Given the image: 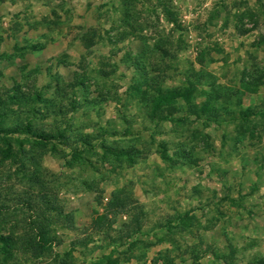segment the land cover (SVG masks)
<instances>
[{
  "label": "rangeland",
  "instance_id": "1",
  "mask_svg": "<svg viewBox=\"0 0 264 264\" xmlns=\"http://www.w3.org/2000/svg\"><path fill=\"white\" fill-rule=\"evenodd\" d=\"M244 71L264 73V0H0L1 129L28 120L30 97L15 95L39 92L34 129L67 141L55 139V151L24 144L15 161L0 160V235L21 234L30 202L35 214L46 210L61 242L58 257L14 250L6 264H60L71 248L66 264H98L101 256L118 264H264V84L245 93ZM143 74L151 96L187 89L199 104L213 81L228 104L239 98L256 115L246 127L224 115L220 125L190 118L177 130L151 122L132 92ZM195 129L210 149L191 138ZM8 138L16 152L24 137ZM162 141L192 148L194 164L162 163ZM102 146L139 155L128 165L104 157ZM74 148L89 151L72 161ZM118 191L133 201L113 214L106 206ZM48 201L71 223L55 218ZM103 215L111 229H97ZM184 215L192 219L181 227Z\"/></svg>",
  "mask_w": 264,
  "mask_h": 264
},
{
  "label": "trees",
  "instance_id": "2",
  "mask_svg": "<svg viewBox=\"0 0 264 264\" xmlns=\"http://www.w3.org/2000/svg\"><path fill=\"white\" fill-rule=\"evenodd\" d=\"M257 73V71L253 73L247 71L242 72L240 84L245 93L255 94L257 93L260 85L264 84L262 81V79L264 78V73H259L258 75ZM145 77V74L141 75V85L139 84V86L136 83L133 87L132 92L142 95L140 107L142 108V110L147 111L146 115L151 122H154L156 120L158 123H168L177 130L178 128L184 127L186 124L192 123L189 122L190 118H192L193 121L196 122L203 120V123H205L206 125H220L222 122V116L224 115L227 117L228 121L230 120V122L235 123L239 122L242 127H246L250 117H254L256 115V113H254L252 110L241 109V100L239 98H235L233 99V102H230V104H233L234 108L237 109L235 110V112H231L228 111L227 108H223L222 106L230 105L226 102V100H228V96L226 95L223 87L216 85L213 81H208V84L206 85L207 90H201L199 92V95L200 97H202L203 101L197 104L192 99L191 93L187 89H171L163 92L161 90H157L155 91L156 95H149L148 84H146L148 80H146ZM82 85L83 84H80L81 87ZM143 87H145V89ZM82 90L86 91V88H82ZM14 92L19 93L16 89L14 90ZM15 96L20 97L21 99L30 97L29 102L31 103V109H29L27 112L28 120L24 121L19 128L17 127L11 132H7L1 129L2 113L0 112V143L5 146V148H2L3 150L0 149L1 163L9 160L15 161L17 157H20L18 156L19 154L23 155L25 153V150L23 148L24 144L29 145L31 150H35V148H37V150L39 151L46 150L47 146L51 145L50 150L55 151V146L51 144L55 139H59L62 140L63 143H67L62 132H59L57 136H55L52 134H46L43 132V130H37L36 128L34 129L33 121L35 119V116L38 114V110L36 107L42 100L41 94L39 92H35L33 96H26L24 94H22V96ZM15 99L17 98L12 96L9 97V101L12 103L16 101ZM52 108L55 109L54 106ZM180 111H185L186 116H183L182 118L176 117L175 115L180 113ZM59 113H62L61 109ZM234 113H237V118H235ZM12 134H18L19 137H24L22 140H19L17 142L18 149L16 152L13 150V146L9 142L10 139L8 138ZM189 134L192 139L199 141V143L203 145L204 148L210 149V146L208 144L209 136L207 134L196 129L192 132H189ZM90 138L91 136H89V139ZM149 140L151 144L154 143L152 135H150ZM84 142L85 145L87 144V146L89 147L88 149H91L88 144L89 142H87L86 140H84ZM102 149L104 157L105 155L109 154L112 155L113 158L118 162L124 161L128 165H133L137 155H139V152L133 149L111 150L109 148H106V146H102ZM191 149H187L184 144H178L173 148H170L166 142L162 141L156 145V154L158 155L162 163H166L170 167L183 166L187 161L189 165H193L194 160H192ZM88 151L89 150L87 149L77 150L76 148H74L71 151V160L74 161L75 159L81 158L83 153H87ZM132 201L133 200L130 195L124 193L123 191H118L112 194V200L109 204H107L106 208L110 211V213L113 214L126 213V211L130 208L128 206L132 204ZM222 201L229 202L231 205H237V202L235 200L227 196L224 197ZM25 205L32 215L30 214V216L23 222L25 224H22V226L20 227L19 230L21 234L18 235V233L16 234V232H11L7 236L0 235V254L2 256V259L0 261L1 264H6L8 259L11 257L12 251L14 250L29 254L35 258L45 259L50 258L51 256L58 257V255L53 254V251L54 248L58 247L61 242L56 232L51 228L52 226L49 220L46 218L45 213H42L46 210H40L41 213L35 214V211L32 210L30 202H27ZM46 206L50 208V211H53L51 213L55 215V218L64 217L65 220L70 221L71 223L72 219H70V214H63L58 209V206L54 205V203L48 201L46 203ZM3 207L4 206L1 205L0 217L4 215L3 213H5V211H3L4 209H2ZM191 219L192 218L190 216L184 215L183 217H179L177 220L179 222V225L183 227L188 222L190 223ZM97 220V229H101L103 227L111 229V226L108 224L109 222L107 220V216L103 215V217L98 218ZM131 221L135 226L136 217L132 215ZM133 246L134 244H131L128 247V250L130 251ZM71 255L72 248L71 250H69V252L64 254L60 264H66V261L71 260ZM102 261L105 262V264L119 263L118 258H112L111 256H101L97 263L99 264ZM165 264H171V262Z\"/></svg>",
  "mask_w": 264,
  "mask_h": 264
}]
</instances>
